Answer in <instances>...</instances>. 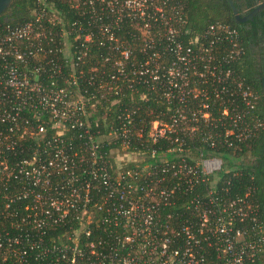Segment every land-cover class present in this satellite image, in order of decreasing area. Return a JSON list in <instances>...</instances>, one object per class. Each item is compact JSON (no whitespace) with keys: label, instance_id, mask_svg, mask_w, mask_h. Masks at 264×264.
I'll use <instances>...</instances> for the list:
<instances>
[{"label":"built area","instance_id":"obj_1","mask_svg":"<svg viewBox=\"0 0 264 264\" xmlns=\"http://www.w3.org/2000/svg\"><path fill=\"white\" fill-rule=\"evenodd\" d=\"M71 1L77 16L70 24H66L56 9H43L35 19L20 26L0 28V155L15 150L22 139L33 136L37 139L30 155L12 164L1 162L0 175L21 186V192L11 201L33 196L26 201L28 212L22 221L34 224L39 231L38 240H32L29 232L5 239L0 233V248L23 261L29 248L41 246L49 226L62 223L76 213L80 227L67 238L74 244L62 242L57 264H258L264 235L255 230L257 206L245 196L230 197L225 187L216 185L215 181L205 184L204 190L196 185L206 183L210 175L222 168L220 157L200 156L191 163L188 155L181 154L178 160L162 159L150 168L125 167L132 159L119 160V155L128 154L127 151L114 154L111 150L105 155L101 148L107 139L117 136L127 146L131 140L128 128L131 120L123 119L116 131L108 134L92 129L89 120L86 107L89 99L108 98L112 89L119 92L110 80L122 77L130 81L133 76L147 72L158 77L159 65L155 69L147 65L128 69L126 62L131 50L117 43L115 33L125 19L139 29L144 47L155 46L153 31L162 33L159 38L162 43L167 42L166 47L172 45L175 56L168 74L173 87L189 86V69L192 74L204 76L198 71L196 61L198 57L211 60L210 47L199 54L177 39L185 22L180 1ZM44 17L60 25L56 32L43 24ZM210 32H221L235 47L238 44V31L229 24L216 22ZM93 36L98 44H109L119 50L120 56L113 61L116 69L109 75L110 80L104 77L91 80L98 93L85 97L65 83L58 85L56 77L62 72L60 55L74 71ZM237 53L238 49L232 51ZM102 60L112 61L109 54ZM150 61L160 63L157 51L146 64ZM205 69L210 70V64ZM43 75L53 78L51 83ZM73 83L77 86L76 80ZM238 87L242 88V83ZM187 92L197 94L193 88ZM187 92H183L182 100ZM243 96L250 107L255 105L257 95L250 88L243 90ZM223 114L229 115V110L224 108ZM209 115L203 113L206 119ZM229 119L230 125L236 127L242 115L238 111ZM177 123L155 120L151 135L155 139L165 136L175 130ZM95 125L99 126L97 121ZM192 127L197 128V123ZM69 129L79 130L77 136L85 139L78 149H74L71 141L67 142ZM109 158L117 163L114 170L109 168ZM100 211L102 216L96 220L107 231V237L80 244L76 235L83 231L90 238L93 230L89 224Z\"/></svg>","mask_w":264,"mask_h":264},{"label":"trees","instance_id":"obj_2","mask_svg":"<svg viewBox=\"0 0 264 264\" xmlns=\"http://www.w3.org/2000/svg\"><path fill=\"white\" fill-rule=\"evenodd\" d=\"M179 1L185 22L182 23L177 39L185 46L193 47L199 54L205 53L204 50L210 47L211 60L198 57L196 61L198 71L203 72L204 76L199 73L192 74L189 69V86L173 87L168 74V68L175 56L172 45L166 47L167 42L162 43L159 38L162 33L153 31L151 36L155 39V46L144 47L139 29L131 20L125 19L115 33L117 43L131 50V56L126 62L128 69L144 65L155 69L159 65L158 77L155 78L154 73L147 72L133 76L130 81L122 77L110 80L109 75L116 69L113 61L120 56L119 50L109 47V44H98L97 37L93 36L85 50L86 54L76 63L74 71L71 70L69 61L60 55L62 72L57 74L56 83H65L69 88L81 91L85 97L98 93L96 84L93 83L96 79L101 80L104 77L112 81L111 85L118 86L119 92L115 93L112 89V95L108 98L86 100L89 99V104L97 103L98 109L91 111L89 118L92 129H100L102 133L108 134L116 131L123 119L131 120L128 123L131 140L127 146L117 136L107 139L101 148L105 155L111 150L115 151L114 154L125 151L136 154L137 157L126 162L125 167L150 168L162 159L170 162L178 160L181 154L188 155L191 163L200 156L220 157L223 160L222 168L210 175L206 183L197 182L196 185L204 190L205 184L215 181L216 185L225 187L230 197L245 196L248 202L257 206L255 230L264 235V7L253 19L238 21L228 0ZM263 2L264 0H235L242 16L248 15ZM43 9H56L66 24H70L77 16L71 0H13L0 15V28L20 26L35 19ZM42 21L54 32L60 27L59 24L47 21L46 17ZM216 22H223L237 29L236 47L221 32H210L211 25ZM234 49H238L239 53L232 54ZM156 51L160 63L150 61L146 64ZM106 54L111 56L112 61L102 60ZM53 56L55 57L48 55L49 58ZM206 64H210V70L205 69ZM43 78L48 83L53 80L44 75ZM75 80L77 86L73 83ZM239 83H242V88L238 87ZM192 88L196 95L187 92ZM247 88L257 95L253 107L246 103L243 96V90ZM183 92L187 93L182 100ZM86 107L90 109L89 105ZM224 108L229 110V115L223 114ZM238 111L242 119H239L238 126L235 127L230 125L229 116L236 115ZM204 112L210 114L208 119L203 117ZM97 116L101 118L96 119ZM182 116L185 118L181 119ZM155 120L168 124L175 120L178 123L174 131L155 139L151 135L152 122ZM96 121L99 126L95 125ZM196 123L197 128H193L192 125ZM78 131L69 129L66 133L67 142L71 141L74 149H78L85 141L77 136ZM19 143L21 145H17L15 150H7L0 155V163L12 164L30 155L32 147L37 145V139L35 136L27 137ZM85 153H88L87 150ZM108 165L113 170L117 167L114 158L108 159ZM20 187L11 178L0 175V233L5 239L29 232L32 240H38L39 231L33 227L34 224L22 221V217L28 212L25 208L26 201L32 200L33 196L26 200H10L21 192ZM93 195L97 197V193ZM101 211L96 214L95 221L89 224L93 230L90 238L83 231L76 235L80 244L85 245L88 239L107 237V231L96 220L101 218ZM78 227L80 221L76 213H73L66 221L49 226L42 236L41 246L29 248L23 261L17 256L6 254L5 249L0 248V264H57L56 260L61 255L59 246L64 241L74 244L67 238L75 235ZM21 245L22 243L16 247L19 249ZM54 246H57L56 249ZM257 262L264 264V243Z\"/></svg>","mask_w":264,"mask_h":264},{"label":"water","instance_id":"obj_3","mask_svg":"<svg viewBox=\"0 0 264 264\" xmlns=\"http://www.w3.org/2000/svg\"><path fill=\"white\" fill-rule=\"evenodd\" d=\"M13 0H0V15L11 5ZM231 6V9L238 21H246L248 19H253V16L264 7V2L259 4L254 8L248 15L242 16L239 13V8L236 6L235 0H228Z\"/></svg>","mask_w":264,"mask_h":264},{"label":"rangeland","instance_id":"obj_4","mask_svg":"<svg viewBox=\"0 0 264 264\" xmlns=\"http://www.w3.org/2000/svg\"><path fill=\"white\" fill-rule=\"evenodd\" d=\"M98 102V101H97ZM86 105H89V107H90V109L88 110V112H89V114H91V111H94L95 110V108L97 107V103H95V102H92L91 104H89V100L86 102ZM96 109H98V108H96ZM102 116H105V115H102ZM99 118H101L100 116L98 117H96V119H99ZM115 152V151H114ZM137 157V155L135 154H120L119 155V160H121L122 158H130V159H135Z\"/></svg>","mask_w":264,"mask_h":264}]
</instances>
